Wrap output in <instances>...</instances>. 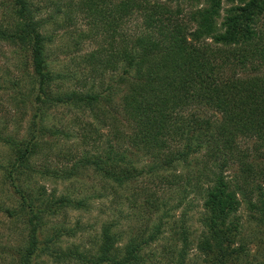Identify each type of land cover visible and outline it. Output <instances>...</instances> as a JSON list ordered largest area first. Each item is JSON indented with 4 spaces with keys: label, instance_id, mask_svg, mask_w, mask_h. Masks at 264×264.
I'll list each match as a JSON object with an SVG mask.
<instances>
[{
    "label": "trees",
    "instance_id": "obj_1",
    "mask_svg": "<svg viewBox=\"0 0 264 264\" xmlns=\"http://www.w3.org/2000/svg\"><path fill=\"white\" fill-rule=\"evenodd\" d=\"M0 9V44L21 70L9 96L23 109L0 126V218L17 235L2 264H187L191 244L201 264H264V0ZM58 30L64 70L49 59ZM83 174L132 209L110 210L90 248L66 221L87 210L71 184ZM189 193L200 200L194 240L172 218Z\"/></svg>",
    "mask_w": 264,
    "mask_h": 264
},
{
    "label": "rangeland",
    "instance_id": "obj_2",
    "mask_svg": "<svg viewBox=\"0 0 264 264\" xmlns=\"http://www.w3.org/2000/svg\"><path fill=\"white\" fill-rule=\"evenodd\" d=\"M2 1L3 0H0V4ZM73 20L74 25L71 26L82 28L81 24L83 21H81L80 18H74ZM56 34L57 36L55 38L54 43L52 44L49 59L53 62L57 69L64 70V63L66 62L67 57L64 54L65 47L63 43L66 44L67 38L66 35L63 36L64 32L62 30H58ZM83 48L84 45H81L80 49ZM17 58L18 57H16V55L12 53V51H10L8 47L4 46L3 44H0V126L4 121L9 119V115L14 114L15 116H20L21 111H23V109L18 110L16 106H14V101L12 102L9 96L11 94V90L9 88V80L15 78V76H17L21 71L19 69ZM12 125L13 124L11 123L10 126ZM67 144L75 146L71 148L73 152H76L81 148V146L79 145V141L75 139L70 140L69 142H67ZM1 159L2 157L0 152V162ZM44 184L46 188L50 187L47 181L44 182ZM71 184L74 186L75 191L81 194V196L84 195L88 197L87 210L71 211L68 212L66 216V221L68 224L73 223L75 220L79 222L81 228L78 231L76 237L74 238V241L80 244L82 247L90 248L93 245L102 219L112 214L110 210L113 211L115 207H119V209L123 213H125V211L129 213L132 212V209L126 208V201L121 200L118 206H114V204L110 205L108 201L110 198L105 196L106 193L102 190V182L96 176L90 174H83L79 181H72ZM161 193L162 194H158L163 196L164 200L165 198H168L170 204L175 205L176 199L179 202L178 198H180V196L176 195L174 192L172 193L167 191ZM133 210L137 212L136 208H134ZM199 210L200 200L195 194L189 193L172 211L173 220H178L180 218H184V220H186V224L190 226L189 232L192 233L190 237L193 238V240L198 232V226L195 220ZM183 213H185V215H182ZM239 213L242 216L244 215L245 211L240 209ZM131 217L134 218V215L131 214ZM16 241L17 235H15V233H12L3 222V219L0 218V248L6 246L11 242L15 243ZM251 248L254 249L253 246ZM200 259V255L197 253L194 244H191L188 251V258L186 259V263L201 264ZM161 261L160 263L156 262V264H166L164 261ZM0 264L2 263L0 262Z\"/></svg>",
    "mask_w": 264,
    "mask_h": 264
}]
</instances>
